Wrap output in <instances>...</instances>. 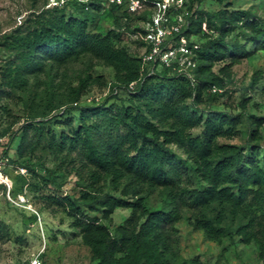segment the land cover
<instances>
[{"label":"trees","instance_id":"16d2710c","mask_svg":"<svg viewBox=\"0 0 264 264\" xmlns=\"http://www.w3.org/2000/svg\"><path fill=\"white\" fill-rule=\"evenodd\" d=\"M187 1L183 36L188 40V35L194 34L202 40L196 51L193 81L166 68L147 76V71L141 70L139 53L128 52L125 43L129 34L141 29L131 30L122 20L143 19L147 13L133 14L109 6L113 28L100 34L89 31L100 5L84 10V4L67 1L32 15L25 21V31L16 29L7 35L8 46L14 51L13 73L0 75L8 78L7 86L26 87L31 76L84 60L90 67L103 64L114 71L106 99L96 106H78L80 97L87 96L82 87L84 90L70 99L78 111L76 128L71 127L70 119L69 132L53 134L46 141L54 154H64L68 162L76 163L72 171L82 190L72 200L66 197L62 206H67L74 218L73 226L89 248L93 264H206L200 257L179 261L169 232L180 220L202 232L209 242L220 244L223 239L240 236L244 243H256L264 264V137L261 144H253L261 122L246 117L245 128L237 130L241 124L237 117L198 109L225 92V84L209 75L210 67L225 60L232 65L248 55L244 44L229 43L226 38L238 30L246 37L244 42L264 47L259 35L262 22L244 12H204L197 9L200 0ZM70 3L78 7L81 17L64 14ZM138 42L140 47L144 45L141 37ZM91 83L101 90L107 88L102 78ZM119 91L125 92L124 100L118 98ZM64 104L27 115L17 147L19 155L26 130L33 129L42 137L44 125L51 121L44 118ZM39 118L42 120L37 121ZM195 127L200 131L192 137L190 131ZM238 134L244 137V146L217 143ZM171 145L187 155V185L184 164ZM6 154L4 151V158ZM193 177L204 185L193 186ZM106 184L111 194L104 192ZM155 191L164 194L165 204L150 209L144 201ZM85 208L104 218L116 208L129 209L131 214L111 233L95 217L80 219ZM41 260L45 264L42 256Z\"/></svg>","mask_w":264,"mask_h":264},{"label":"rangeland","instance_id":"374dc122","mask_svg":"<svg viewBox=\"0 0 264 264\" xmlns=\"http://www.w3.org/2000/svg\"><path fill=\"white\" fill-rule=\"evenodd\" d=\"M74 2V1H73ZM52 0H0V75L12 72L14 51L9 48L7 35L19 29L25 31L32 15L45 12L53 7ZM70 3L64 14L79 18L81 11ZM78 5V4H77ZM213 13L218 10L226 12H244L247 16L262 22L259 34L264 39V0H200L198 8ZM84 10L85 9L84 7ZM143 14V13H141ZM96 22L89 26V31L105 34L113 28L109 8L104 5L97 10ZM147 15L143 19L122 20V25L130 29H143ZM122 26V27H123ZM141 31L129 34L125 47L130 53L141 50ZM248 33V32H246ZM256 35V37H259ZM226 40L229 43L244 44L248 55L240 62L230 65L229 60L210 67L209 75L225 84L224 94L198 109L208 112H221L237 117L241 124L237 130L245 128V118H258L261 122L257 132L259 137L253 144H261L264 137V47L246 43V37L238 30L231 33ZM202 40L194 34L188 35V43L200 45ZM86 60L70 64L63 69H53L37 77H29L26 87H12L5 83L6 77L0 76V164L3 174L10 181L9 197L0 188V264H26L28 259L39 252L45 264H93L89 248L84 244L82 236L73 226L74 218L69 216L65 198L70 200L80 195L82 188L77 185L78 177L72 170L76 163L68 162L63 155L54 154L47 146L53 134L69 132L77 125L78 111L70 103L76 93L87 90V96L80 97L78 106L101 104L110 94L108 85L114 80V71L103 64L89 66ZM160 67L157 68L159 70ZM102 78L107 83L105 90L91 83ZM118 98L125 99V92L119 91ZM64 105L51 111L44 119L51 121L44 125L42 137L33 129L26 130L22 152L17 153L20 135L27 125V115L41 112L47 106ZM115 104L119 102L114 100ZM125 104H127L125 102ZM42 120L41 118L37 121ZM200 127L191 129L192 137L198 135ZM245 139L241 134L232 140L220 139L219 145L244 146ZM32 147V148H30ZM171 150L184 164L183 170L187 185V155L174 145ZM6 151V157L3 152ZM247 150L244 151L246 153ZM245 155H248L245 154ZM188 165L193 167L189 161ZM190 167V168H191ZM192 169V168H191ZM48 170L56 174L48 176ZM71 172L69 173V171ZM193 186L204 184L198 177L191 178ZM105 193H112L106 184ZM164 194L160 191L147 195L145 204L150 209L163 207ZM59 201V202H55ZM67 209V210H65ZM80 219L95 217L111 233L129 218V209L116 208L104 218L100 212L82 210ZM169 232L174 250L179 261L200 257L206 264H261L259 248L254 242L244 243L240 236L233 240L223 239L220 244L209 242L202 232L194 230L186 221L180 220Z\"/></svg>","mask_w":264,"mask_h":264},{"label":"built area","instance_id":"2783aa9c","mask_svg":"<svg viewBox=\"0 0 264 264\" xmlns=\"http://www.w3.org/2000/svg\"><path fill=\"white\" fill-rule=\"evenodd\" d=\"M67 1L84 4L85 9L92 4H99L105 7H121L133 14L147 13L140 33L144 43L139 52L141 70L147 71L149 76L158 67L166 68L177 76L193 81L192 71L196 67V51L199 45L188 43L183 36L187 28V0H52L49 7L62 6ZM0 186H3L9 197L11 185L8 177L3 174L1 164ZM41 254L39 252L32 255L26 264H43Z\"/></svg>","mask_w":264,"mask_h":264}]
</instances>
